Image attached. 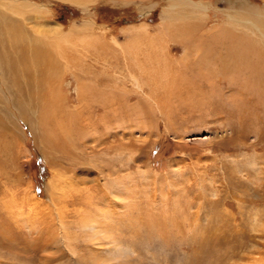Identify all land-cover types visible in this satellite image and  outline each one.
<instances>
[{
  "label": "rangeland",
  "instance_id": "rangeland-1",
  "mask_svg": "<svg viewBox=\"0 0 264 264\" xmlns=\"http://www.w3.org/2000/svg\"><path fill=\"white\" fill-rule=\"evenodd\" d=\"M31 1L46 8L30 12L31 30L92 33L84 46L89 55L84 63L97 76L91 81L109 92L117 85L114 93L126 96L128 112L114 116L107 134L88 130L97 138L84 145L65 137L64 108L80 105L86 74L77 78L73 68L58 75L51 59H41V75L30 67V106L24 103L21 111L10 92L5 95L0 75L5 91H0L5 95L0 96V264H264V123L249 127L233 145L226 114L167 108L164 115L146 99L148 92L163 101L169 95L160 83L169 75L149 76L152 47L161 44L172 61L185 60L186 46L170 33L177 25L164 21L170 0ZM201 1L208 8L193 14L199 16L192 21L202 22L193 30L195 57L201 49L224 46L217 32L229 29L227 14L239 15L246 5L264 11V0ZM84 24L90 26L81 28ZM230 30L241 34L242 29ZM211 33L218 35L216 42L204 46ZM102 56L121 67L117 80L116 66L103 72ZM49 65L57 69L50 79ZM56 79L64 108L48 107L47 82ZM95 95V104H101L102 94ZM103 113L98 106L94 116ZM31 196L40 200L38 207L28 201Z\"/></svg>",
  "mask_w": 264,
  "mask_h": 264
},
{
  "label": "bare ground",
  "instance_id": "bare-ground-1",
  "mask_svg": "<svg viewBox=\"0 0 264 264\" xmlns=\"http://www.w3.org/2000/svg\"><path fill=\"white\" fill-rule=\"evenodd\" d=\"M68 1L77 3L80 0ZM207 5V2L201 0H170V3L167 6H164V21L167 22L173 20V25H177L176 31L170 32L171 37L184 43L187 48L184 54L185 60H182L183 63L172 61L169 55L160 48L161 44L159 46V44L155 42L157 45L152 47L154 48L152 49V56L149 55L148 58V60L151 61L150 65L153 68L151 69V72H149V76L152 78V74L153 76H156L158 73L161 74L160 71H164L165 75H169L168 77H161L162 79L160 82L161 84H166L163 89H165L166 92H169V95L164 94V101L162 100V97H160L161 95L158 98V96H154L151 92L145 93V96L146 99L154 104V109L164 115L167 114L164 112L169 109H172V111L176 110L175 112L179 114L182 110L189 112L201 108L206 113L213 112L215 114H226L228 121L230 118V121L227 124L229 128L232 129L229 140L233 145H236L240 143L238 140L239 137L246 136L249 127L253 128V126L255 127L257 124L260 125V123H264V11L256 6L253 7L252 5H246L247 7L242 8L240 11L238 10L240 12L239 15L227 14V20L225 23L226 28L229 29L227 30L224 27H220L217 32L222 35L221 37H223L222 41L224 46L220 47L216 44L217 47H207V49L203 51L201 49L200 53H197L200 55L195 57L196 55L192 56L191 51L196 47L194 44H196L195 41L198 39V36L195 37L193 35V30L196 26L202 24V22L199 23L197 20L192 21V19H197L199 16L193 14L206 12L208 8ZM184 7H190V9H183ZM42 9L46 10L45 5L31 0H0V75L1 79L5 81V95H8L10 92L14 107H16L18 111H21L24 103V106H30V67L36 75H41L42 68L40 66L43 63L41 59H45L46 61L51 59V63L58 67V75L63 71H72L73 68L75 69L74 71L76 72L75 75L77 78H82V75L86 74L84 76L85 78L81 79L83 82L79 86L78 96L81 103H79L80 105L78 108L71 109L68 112V107L64 108V103L60 96V81H57V79L55 81L49 80L47 82V88L52 92L50 98L51 103L48 107L54 108L56 105L60 108L62 106L66 110V117L69 118V121L65 120L66 123L63 122L65 124V137L68 138V135L71 136L72 139H76L77 137L83 143L88 140H93L94 138H97L93 133H97L98 129L101 131L103 130L106 133L108 130L107 128H111V125H113L112 121L115 118L114 116H116L118 112H128L126 111V99H123L126 96L121 98L119 97L120 95L114 93L117 85H111L110 88L112 90L109 92L106 88L103 90L98 89V87H100L99 83L97 82L96 84L91 81L92 77L95 78L97 76L91 71L88 64L86 65V63H84L87 62L86 58L89 56L88 53H86L84 46L90 45L88 40L92 37V33L88 30L80 29L78 31L71 30L62 32L56 30L57 28H45L42 31L30 29V12H38ZM188 18H190V22H187ZM84 25L85 26L81 28H88L90 26L87 24ZM237 28L242 29L241 34L239 31V33H232L230 30L234 29L236 31ZM146 32L147 31L143 32L144 36L150 41L153 40V37H149ZM215 35L216 33H211L209 35L210 39L208 42H205V40L203 45L205 46L206 43L209 44L211 42H216L215 39L218 35ZM203 40L204 39H202V41ZM80 43L83 44L82 47ZM136 43L137 42H135V45H137ZM259 44H261L262 47ZM230 47H235L236 49H231ZM209 58L215 62L208 60ZM102 59H106L107 62L103 72L113 66L117 67L116 63L110 61L112 58L109 59L106 56H102ZM117 68V71L120 73L121 67ZM57 69L56 67L55 69L52 68L51 65L47 66L45 68L46 77H49L50 79V75ZM138 69L144 71L140 64L138 65ZM173 70H175V72H173ZM119 73L118 75L113 76L114 79L117 80L119 78L121 75V73ZM122 74L125 76L124 73ZM138 82L135 83V85L142 90V85ZM1 83L2 82H0V84ZM106 83L107 80L104 82V85ZM116 83L117 82H115V84ZM32 86L33 89L35 87L40 89L41 87L39 84H33ZM0 91L5 92L4 90H1V88ZM99 92L102 94L100 101L102 103L95 104V94ZM5 95H1L0 93V96L3 98H5ZM166 98L170 103L165 100ZM170 98H173V100ZM147 105H149V103ZM98 106L100 108L102 107L104 113L101 116L97 115L95 117V111L98 110ZM167 108L168 110H166ZM57 119L59 122V118ZM78 119L79 123L76 125ZM63 123L61 124L63 125ZM225 124L226 123H224V125ZM50 126L52 127V125ZM118 126L121 125L118 124ZM88 130H93L94 132L92 131V133H89ZM51 135L53 134L51 133ZM85 137H87V139ZM106 143H108V139ZM29 200L32 203V206L38 207V204L40 203L39 199L31 196L28 198V201ZM50 247L51 249L57 247V240L53 241Z\"/></svg>",
  "mask_w": 264,
  "mask_h": 264
}]
</instances>
